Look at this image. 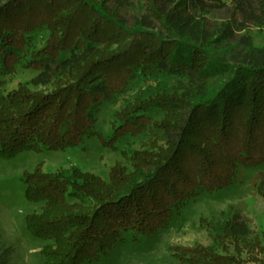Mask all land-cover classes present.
<instances>
[{
    "label": "trees",
    "instance_id": "trees-1",
    "mask_svg": "<svg viewBox=\"0 0 264 264\" xmlns=\"http://www.w3.org/2000/svg\"><path fill=\"white\" fill-rule=\"evenodd\" d=\"M255 25L264 0H0V79L18 66L37 72L7 94L0 81V159L75 150L90 137L113 151L139 141L107 178L78 167L24 175L27 202L42 206L25 218L42 264L103 263L167 230L198 196L235 185L242 168L264 165ZM133 82L153 84L127 97ZM120 97L106 139L97 116ZM256 190L264 198V175ZM190 230L214 244L173 248L179 264H264L261 238L233 208Z\"/></svg>",
    "mask_w": 264,
    "mask_h": 264
},
{
    "label": "rangeland",
    "instance_id": "rangeland-1",
    "mask_svg": "<svg viewBox=\"0 0 264 264\" xmlns=\"http://www.w3.org/2000/svg\"><path fill=\"white\" fill-rule=\"evenodd\" d=\"M251 34L255 46L264 47V26H253ZM44 35L40 34L38 38ZM36 76L37 72L18 66L11 78L0 79L6 81L4 94L16 90L19 84L30 82ZM152 84L133 82L127 97L136 96L146 85ZM48 89L51 91L54 87ZM125 98L120 97L118 104L105 103L97 116L96 130L106 139L112 136L111 121L116 111L124 109ZM137 140L132 137L122 139L117 143V151H113L105 148L98 137H90L75 150L24 152L12 160L0 159V264H42L40 251L44 244L34 238L25 226L26 216L40 213L42 207L28 203L25 198L23 177L26 173L34 172L39 166L48 173L78 167L107 178L109 169L122 161L121 152L137 145ZM263 175L264 165L254 169L242 168L235 185L214 194L198 196L182 210L167 230L153 239L143 240L139 245L120 247L115 255L100 264H179L172 257L173 248L209 247L214 244L206 231L190 230V227L199 226L202 218L219 222L230 208L241 213L264 244V198L256 190V184ZM181 220L185 225L178 229ZM6 250L9 252L6 253Z\"/></svg>",
    "mask_w": 264,
    "mask_h": 264
}]
</instances>
